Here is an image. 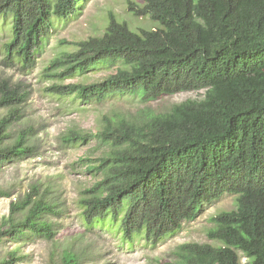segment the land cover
Wrapping results in <instances>:
<instances>
[{
  "label": "trees",
  "instance_id": "1",
  "mask_svg": "<svg viewBox=\"0 0 264 264\" xmlns=\"http://www.w3.org/2000/svg\"><path fill=\"white\" fill-rule=\"evenodd\" d=\"M87 1L0 0V29L8 33L3 63L34 69L56 22L81 15ZM142 3L131 1L130 9L161 23L159 28L135 31L111 16L103 35L75 42L76 50L55 56L45 74L52 82L48 90L83 104L128 95L148 102L183 91L204 94L167 111L105 115L97 133L72 130L63 137L66 144L95 139L108 147L98 165L90 166L103 177L81 202L83 223L89 229L115 228L131 246L139 237L155 246L195 220L205 204L230 193L237 207L216 215L208 230L219 244L183 243L170 264H242L241 253L251 264H264V0ZM114 67L100 82L66 83ZM27 96L0 76V109H7L0 119V166L37 154L28 142L33 128L6 142ZM37 193L35 187L12 201L0 244L6 236L57 234L45 218L59 214L57 207ZM3 196L11 194L0 190ZM23 211L24 218L16 221L14 214ZM16 256L12 251L0 264H13ZM77 261L67 252L62 264Z\"/></svg>",
  "mask_w": 264,
  "mask_h": 264
},
{
  "label": "rangeland",
  "instance_id": "2",
  "mask_svg": "<svg viewBox=\"0 0 264 264\" xmlns=\"http://www.w3.org/2000/svg\"><path fill=\"white\" fill-rule=\"evenodd\" d=\"M131 1L143 4L142 0H88L81 15L57 21L56 29L37 59V66L28 71L17 64L7 66L3 63L2 47L8 33L0 29V76L18 84L28 95L22 106V118L11 126L6 142L13 143L21 131L33 128L35 133L30 135L28 142L36 146L37 153L0 166V190L11 194L0 197V228L4 222H9L12 201L25 198L35 187L37 198L53 202L59 213L45 217L55 226L57 234L53 238L31 233L18 240L6 236L0 244V260L17 251L13 264H62L63 255L73 252L77 255V264H170L175 260L174 251L183 243L219 244L208 237V230L214 226L216 215L237 207L234 194L227 193L217 201L205 204L195 220L185 222L178 233L155 246L147 244L142 237L131 246L123 243L120 234L113 230L115 228L89 229L83 223L81 202L89 196L87 191L103 177L102 172L90 166L98 165V159L108 152V147L95 139L88 143L66 144L63 137L72 130L97 133L105 115L123 112L134 117L149 110L167 111L177 103L201 98L204 94V90L183 91L148 102L128 95L83 104L73 97L59 99L48 90L52 82L45 74L55 56L65 50H76L75 42L103 35L111 16L128 22L135 31L161 26V23L133 12ZM114 69L94 70L66 83L100 82ZM6 113L7 109H0V119ZM26 213H15L14 219L19 221ZM241 259L242 264H251L242 253Z\"/></svg>",
  "mask_w": 264,
  "mask_h": 264
}]
</instances>
